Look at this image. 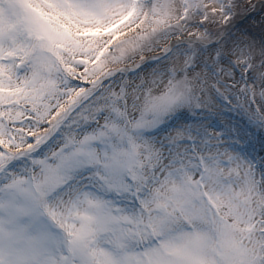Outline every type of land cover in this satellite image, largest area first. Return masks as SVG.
<instances>
[{
    "label": "snow or ice",
    "instance_id": "1",
    "mask_svg": "<svg viewBox=\"0 0 264 264\" xmlns=\"http://www.w3.org/2000/svg\"><path fill=\"white\" fill-rule=\"evenodd\" d=\"M0 264H264V0H0Z\"/></svg>",
    "mask_w": 264,
    "mask_h": 264
},
{
    "label": "rangeland",
    "instance_id": "2",
    "mask_svg": "<svg viewBox=\"0 0 264 264\" xmlns=\"http://www.w3.org/2000/svg\"><path fill=\"white\" fill-rule=\"evenodd\" d=\"M249 24H252V21L243 22L241 26H242V27H246V26H248ZM250 30L259 33L260 30H261V26H260L259 23L257 22V23H255V24L253 25V27H252Z\"/></svg>",
    "mask_w": 264,
    "mask_h": 264
}]
</instances>
